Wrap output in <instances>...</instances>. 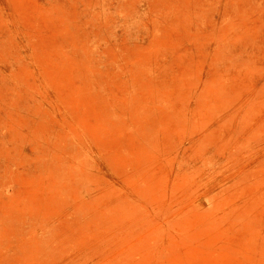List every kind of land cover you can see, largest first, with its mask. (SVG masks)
<instances>
[{
  "label": "rangeland",
  "instance_id": "obj_1",
  "mask_svg": "<svg viewBox=\"0 0 264 264\" xmlns=\"http://www.w3.org/2000/svg\"><path fill=\"white\" fill-rule=\"evenodd\" d=\"M0 264H264V0H0Z\"/></svg>",
  "mask_w": 264,
  "mask_h": 264
}]
</instances>
